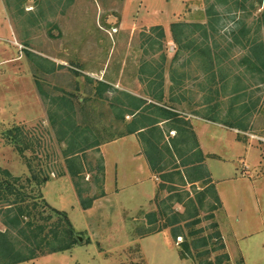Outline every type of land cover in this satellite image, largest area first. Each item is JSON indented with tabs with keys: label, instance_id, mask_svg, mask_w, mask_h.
<instances>
[{
	"label": "rangeland",
	"instance_id": "374dc122",
	"mask_svg": "<svg viewBox=\"0 0 264 264\" xmlns=\"http://www.w3.org/2000/svg\"><path fill=\"white\" fill-rule=\"evenodd\" d=\"M215 1L0 0V168L9 170L13 176H28L22 158L4 137L15 125H21L39 139L34 154L37 153L44 167L64 170L60 156L63 145L57 142L49 122L50 112L57 108L52 99L62 92L73 93L80 100L92 97L86 77L109 83L112 91L105 94L111 99L116 96L126 101L120 93L132 91L136 93L134 96L150 101L151 88L146 78L153 73L160 74L164 80V101L172 96L174 111L188 119L191 115L204 118L208 109L204 102L208 97L209 105H216L214 114L218 115V123L225 125V121L242 118L246 129H236L253 142L248 145L241 141L248 149L247 155H241L243 147L241 150L233 147L235 140L227 129L211 125L215 140L208 137V132L201 135L206 148L220 156L207 159L214 177L225 178L245 166L249 190L246 194L243 189L238 191V197L232 200V217H226L223 206H215L214 197L209 193L201 204L197 202V192L207 185L196 182L182 186L178 175L175 176L176 188L184 195L187 191L193 199L188 202V198H184L179 202L174 197L167 201L174 212L189 217L180 224L184 228L183 238H173L170 228L140 237L149 227L145 215L156 210L159 179L153 177L145 184L124 187L130 178L125 173L131 172L128 143L117 141L106 146L108 160L116 158L120 163L117 182L114 178L113 183L110 181L112 169L108 167V196L92 203L88 214L79 205L71 177L51 173L40 193L49 206L67 213L82 240L69 250L18 264H264V131L259 129H264V81L262 75L251 76L238 65L246 51L232 45L230 39L232 30L238 31L240 27L237 21L243 18L253 30L257 28L256 34L264 42V21L259 27L254 24L264 11V0H238L244 1V8L238 10L234 9V0ZM213 3L221 14L216 31L209 32L207 42L200 31L193 33L197 44L213 46L211 51L216 57L213 62L217 83L209 92L211 76L205 71L206 58L196 52L192 56L184 52L173 59L176 45L169 28L173 22L205 24L206 10ZM157 26L162 28L163 36L154 29ZM221 75L226 77L224 85L219 80ZM243 86L247 89L239 92ZM117 102L112 109L108 99L99 98L92 103V109L100 125L123 131L121 106ZM245 107L249 110L241 115ZM124 116L126 121L131 120L130 115ZM255 125L260 127L254 128ZM159 126L163 129L161 145H164L174 135L169 134L168 123L161 121ZM176 146L181 150V157L191 153V150L185 152L186 144L177 142ZM27 155H33L31 150ZM165 159L171 166V158ZM174 159L178 163L182 160L178 155H174ZM88 160L94 161L90 156ZM91 177L90 173H84V177L78 179L86 198L98 193V182ZM153 183H156V192L147 199L145 191H149ZM173 194L164 189L159 196L166 198ZM213 222L218 225L219 241L209 238L216 231ZM1 229H4L2 224ZM203 236L208 239L206 244L201 241ZM185 240L192 256L187 254L180 258L178 253Z\"/></svg>",
	"mask_w": 264,
	"mask_h": 264
},
{
	"label": "trees",
	"instance_id": "16d2710c",
	"mask_svg": "<svg viewBox=\"0 0 264 264\" xmlns=\"http://www.w3.org/2000/svg\"><path fill=\"white\" fill-rule=\"evenodd\" d=\"M218 1L224 2V0H216L215 2ZM244 1L234 0V9L244 8ZM258 2H261V0H258ZM223 4L228 5L227 3ZM214 6V3L208 6L206 10L207 22L205 24L173 22L169 28L171 40L176 45L173 59H177L184 52L190 54L189 56L196 52L206 58L205 71L211 76L208 91L217 83L214 76L215 65L213 62L216 57L212 52L213 46L197 44L193 33L200 31L202 39L207 42L209 32L216 31L221 14L215 10ZM227 8L230 12L229 7ZM262 20L264 21V11L254 21V24L258 26ZM236 24L240 27L238 31L236 29L232 30L230 35L231 44L238 45L246 51L239 60L238 65L242 66L244 71L250 73L251 76L262 75L264 81V42L256 34L257 28L253 30L243 18L237 21ZM154 29H158V34L163 36V30L160 26ZM214 46L217 48V45ZM219 64L218 61L217 66ZM218 69L221 72L220 67ZM236 77L239 79L238 75ZM86 79L90 84L92 97L80 100L73 93L62 92V94L52 99V102L57 103V108L50 112L49 122L55 132L57 142L61 146L63 145L60 149V156L65 164L64 170L53 171L51 168L48 170L43 166L37 153L34 154L37 150L36 145L40 143L39 139L31 136L21 125H15L5 132L4 137L13 144L15 151L26 165L28 176L16 177L9 170L0 168V223L4 227L3 230H0V264L27 262L39 256L69 250L79 242L67 213L49 206L41 195L40 189L49 180L51 173H54L57 177L68 174L74 182L80 207L82 209L90 208L96 198L105 194L103 189L104 161L100 153V146L129 134L138 136L148 167L151 173L159 179L157 182L158 194L156 193L155 197L156 210L145 215L146 224L149 227L141 232L140 237L170 228V234L173 238H183L184 228L180 224L181 222H187L186 220L189 217L185 218L174 212L167 201H171L174 197L179 202H183L184 198H188V202H192L193 199L189 197L187 191L184 195L183 192L181 194L180 188H176L175 176L177 175L182 186H185L186 183L195 184L196 182L207 185L206 189L197 192L196 199L198 203L201 204L206 194L209 193L214 197L215 206L218 204L219 208L222 207L215 185L205 165L206 156L200 149L192 124L186 116L174 111L176 108L172 104L174 99L172 96L164 101L165 97L162 90L164 80L160 74L153 73L150 78H146L148 87L151 88L149 90L150 101L128 92L120 93L126 101H120L116 96L111 99L106 95L112 91V86L109 83L102 80H93L89 77H86ZM225 79L226 77L222 75L219 79L223 85ZM171 80L174 81L173 78ZM246 89L247 86H243L239 89V92H244ZM99 98L108 99L112 109L116 107V102L120 101L121 121L124 122L123 131L111 130V128L100 125L96 120L92 103ZM209 102L210 100L207 97L204 104H208V109L204 118L219 122L218 115L214 114L216 105L211 106ZM248 110L245 107L241 115H244V112ZM124 115H130L131 120L126 121ZM161 121L168 123L170 130L175 131L174 136L164 145H161V141L164 140L163 129L159 126ZM241 121L242 118L237 119L236 117L231 122L225 121V126L246 129ZM177 142L187 145L185 152L191 150L187 157L180 156L179 152L181 150L177 148ZM190 143L191 147L189 146ZM30 150L32 156L27 155ZM165 152L167 153L166 156ZM174 155H178L182 160L179 163L176 162ZM89 156L93 157L94 161L88 160ZM168 156L171 158V166L170 163L167 164L168 161L165 159ZM35 160H37L36 165L33 163ZM84 173H90V177L92 176L91 178L99 185L98 193L89 198L83 196V189L79 187L78 179L83 178ZM164 189H167L168 193L174 192V194L161 198L159 193ZM196 215L197 209L192 216ZM195 222L197 221H193V223ZM186 224V226H189L188 223ZM212 227L216 231L209 238L214 237L216 241L221 240L217 223L213 222ZM189 234L192 235V233ZM201 241L206 244L208 239L203 236ZM181 247L178 253L180 258L187 254L192 256L189 243L186 240L182 241ZM222 248L223 245L220 244V249ZM224 257L225 260L228 259L227 255H224Z\"/></svg>",
	"mask_w": 264,
	"mask_h": 264
},
{
	"label": "crops",
	"instance_id": "0c3cea01",
	"mask_svg": "<svg viewBox=\"0 0 264 264\" xmlns=\"http://www.w3.org/2000/svg\"><path fill=\"white\" fill-rule=\"evenodd\" d=\"M132 95H136L135 92L130 91L129 92ZM190 122L192 124V127L194 129L196 138L198 140L200 149L202 150L203 154L206 156V160H205V165L206 168L208 170V172L210 173V178L212 179V182L215 185V189L217 191V194L221 200L223 209L226 213V217H232V200L234 197H238V191H240L241 189H243V191L245 192V194L248 192L249 190V184H248V180L246 179L247 176L249 175L248 172L246 171V167L243 166V169L238 170L234 172V174H229L228 176H226L225 178H215L211 168H209L208 163H207V159L208 158H220L219 155H217L215 152H212L211 150H209L208 148H206V146L203 144L202 142V136L201 135H206V133L208 132V137L213 140H215L213 134H211L210 132V126H218L221 127L223 129H227L229 132L232 133L233 135V139L235 140V143L233 145V147L235 149H239L241 150V148L243 147V145H241V141L247 143L248 145L253 144V142L251 143L250 140L247 139V137H243L242 134L244 133L241 130H238L236 128H230L227 127L221 123L218 122H213L210 120H207L203 117L200 116H195V115H191ZM262 120V119H261ZM259 128L260 126H254V128ZM261 131H264V129L259 128ZM170 135H174L175 131L170 130L169 132ZM257 135V134H256ZM259 135V134H258ZM264 137V135H262ZM124 142L123 144L126 145V143H128L131 146V151L130 153L128 152L127 154V159L129 162V166L131 168V172H127L125 173L126 177H130L127 178V183L125 184L124 187L126 186H137V185H141V184H145V181L148 182V180H153V177L155 180H157V176H153L147 161L145 159L144 154L142 153V149H141V145L140 142L138 140V136H135L134 134H130V135H126L123 137H120L118 139H115L111 142L102 144L100 146V153L103 157V161H104V182H103V189H104V196L99 197V199H103L105 200L108 196V188L106 187V181H107V172H108V167H111L112 171H111V179L110 181L112 182L113 178H114V182H117V171L119 169V160L116 158H113L111 160H108L107 154H106V146L108 144H112L115 142ZM244 148V149H243ZM242 148V153L241 155H247V148L243 147ZM244 150V152H243ZM244 161H245V156H244ZM110 165V166H109ZM113 175V176H112ZM154 180V181H155ZM153 181V182H154ZM158 181V180H157ZM227 182V183H223V182ZM113 183V182H112ZM150 186V185H149ZM143 187H147L146 185H143ZM117 189V187H115ZM113 190H116V189ZM146 193V198L150 199L156 192V183H153L152 186H150V190L149 191H145ZM148 193V194H147ZM98 198H96L94 200V204L96 203ZM231 200V201H230ZM148 201V200H147ZM85 211L86 214H88V212H91V207L88 209H83ZM236 215V214H235ZM1 224V223H0ZM3 230V229H1Z\"/></svg>",
	"mask_w": 264,
	"mask_h": 264
},
{
	"label": "water",
	"instance_id": "95a60500",
	"mask_svg": "<svg viewBox=\"0 0 264 264\" xmlns=\"http://www.w3.org/2000/svg\"><path fill=\"white\" fill-rule=\"evenodd\" d=\"M78 240H79V241H81V240H82L80 236H78Z\"/></svg>",
	"mask_w": 264,
	"mask_h": 264
},
{
	"label": "built area",
	"instance_id": "2783aa9c",
	"mask_svg": "<svg viewBox=\"0 0 264 264\" xmlns=\"http://www.w3.org/2000/svg\"><path fill=\"white\" fill-rule=\"evenodd\" d=\"M261 139V138H260ZM263 140V139H262Z\"/></svg>",
	"mask_w": 264,
	"mask_h": 264
}]
</instances>
